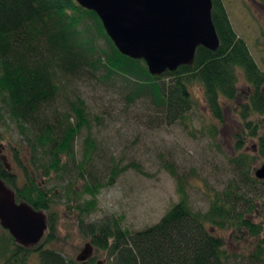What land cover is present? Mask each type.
Returning <instances> with one entry per match:
<instances>
[{
  "label": "trees",
  "instance_id": "obj_1",
  "mask_svg": "<svg viewBox=\"0 0 264 264\" xmlns=\"http://www.w3.org/2000/svg\"><path fill=\"white\" fill-rule=\"evenodd\" d=\"M212 5L219 48L210 51L199 47L191 66L154 77L143 60L122 55L98 16L76 0H0L1 107L18 128L29 157V164H25L12 149L14 163L26 179L23 186L16 185V176L1 161L0 180L14 192L17 202L44 212L47 222L44 237L31 247L18 244L0 226L4 232L0 235L3 264H26L32 253L38 255L40 264H98L93 254L86 262H77L46 247L57 240V215L51 210L55 205L52 198L57 194L42 188L31 174L33 170L39 177L62 175L66 161L75 156V139L89 124L85 102L80 97L69 103L67 111L58 109L56 98L64 80L85 75L98 78L97 74L102 75L103 81L123 80L129 87V102L148 101L167 124L185 120L194 108L190 91L196 84L203 90L212 117L220 122L221 100L244 97L239 112L246 133L238 134L236 151L244 148L247 135L256 142L258 158L264 159V73L231 27L223 1L212 0ZM102 38L105 46L100 47L97 43ZM240 79L247 86L245 92L238 88ZM85 145L87 162L94 142L87 138ZM252 162L254 157L249 154L239 153L232 159L234 179L225 191L215 193L204 213L191 211L186 181L169 167L177 180L179 202L158 223L133 233L124 230L118 218L90 224L80 218L89 215L95 203H80L78 199L83 194L94 198L101 183H87L80 188L66 184L56 202L78 203L74 208L79 215V231L89 238L96 252H106L107 264H230L232 254L218 230L232 229L253 238L264 232L248 216L259 208L264 212V180L255 177ZM128 167L140 171L136 165L125 168ZM120 169L110 171L108 184L124 170ZM263 246L261 241L252 254L256 263L264 264Z\"/></svg>",
  "mask_w": 264,
  "mask_h": 264
},
{
  "label": "rangeland",
  "instance_id": "obj_2",
  "mask_svg": "<svg viewBox=\"0 0 264 264\" xmlns=\"http://www.w3.org/2000/svg\"><path fill=\"white\" fill-rule=\"evenodd\" d=\"M222 1L231 27L245 42L251 58L264 73V1ZM97 44L105 46L104 39H99ZM96 76L98 78L85 75L60 83V94L56 98L58 109L67 111L69 103L80 97L85 102L89 121L75 139L74 158L66 161L62 175L53 174L46 178L31 171L37 184L57 194V198H52L55 205L51 208L57 215V240L46 247L61 256L76 260L84 245L90 242L79 231V215L74 208L78 203L71 200L69 203L68 200L60 204L56 202L66 184L80 188L87 183H101L94 198L83 194L78 199L80 203L91 200L95 203V209L80 218L85 224L118 218L122 228L133 233L158 223L169 208L179 202L177 180L172 177L169 167L186 181L184 187L191 211L204 213L209 209L215 193L225 191L234 179L231 163L239 153L254 157L253 173L264 165V159L258 158L255 140L247 135L244 148L236 151L238 134L246 133L239 112L244 97L234 101L221 100L220 122L212 117L204 102L203 90L196 84L190 91L194 108L185 120L167 124L148 101L130 103L127 95L129 87L123 80L114 78L103 81L101 74ZM238 88L243 92L247 89L242 79ZM1 106L0 101V161L16 176V185L23 186L26 179L14 163L12 149L17 151L25 164H29L28 150L17 132L18 128L7 118ZM87 138L93 140L94 147L86 162L84 149ZM130 164L136 165L140 171L125 168ZM115 168L124 170L108 184L109 173ZM248 216L251 222L264 229V212L261 208ZM1 234H4L2 228ZM217 234L222 236L232 254L230 264H260L254 261L252 254L261 241L264 245V232L259 238L250 237L247 233L239 234L232 229L218 230ZM105 253L94 249L92 254L96 262L107 264ZM4 261L1 259L0 264ZM26 264H40L38 255L32 253Z\"/></svg>",
  "mask_w": 264,
  "mask_h": 264
},
{
  "label": "water",
  "instance_id": "obj_3",
  "mask_svg": "<svg viewBox=\"0 0 264 264\" xmlns=\"http://www.w3.org/2000/svg\"><path fill=\"white\" fill-rule=\"evenodd\" d=\"M100 19L117 50L143 60L152 76L194 63L196 49L219 48L212 20V0H76ZM264 180V165L255 171ZM0 226L21 246L39 244L47 230L44 212L17 202L14 192L0 180ZM94 253L90 242L77 255L86 262ZM100 264V262L98 263Z\"/></svg>",
  "mask_w": 264,
  "mask_h": 264
}]
</instances>
